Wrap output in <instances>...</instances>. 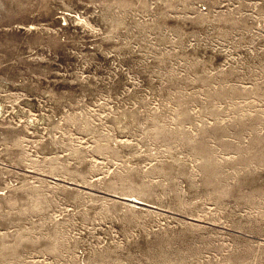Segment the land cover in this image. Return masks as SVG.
I'll return each mask as SVG.
<instances>
[{
	"label": "rangeland",
	"instance_id": "1",
	"mask_svg": "<svg viewBox=\"0 0 264 264\" xmlns=\"http://www.w3.org/2000/svg\"><path fill=\"white\" fill-rule=\"evenodd\" d=\"M0 264H264V0H0Z\"/></svg>",
	"mask_w": 264,
	"mask_h": 264
},
{
	"label": "bare ground",
	"instance_id": "2",
	"mask_svg": "<svg viewBox=\"0 0 264 264\" xmlns=\"http://www.w3.org/2000/svg\"><path fill=\"white\" fill-rule=\"evenodd\" d=\"M129 201H131V202H132V200H129Z\"/></svg>",
	"mask_w": 264,
	"mask_h": 264
}]
</instances>
